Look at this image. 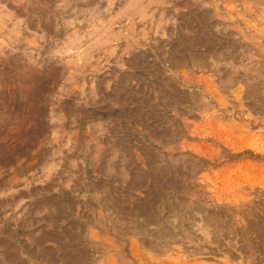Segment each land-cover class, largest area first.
Segmentation results:
<instances>
[{"label":"rangeland","instance_id":"1","mask_svg":"<svg viewBox=\"0 0 264 264\" xmlns=\"http://www.w3.org/2000/svg\"><path fill=\"white\" fill-rule=\"evenodd\" d=\"M0 264H264V0H0Z\"/></svg>","mask_w":264,"mask_h":264}]
</instances>
